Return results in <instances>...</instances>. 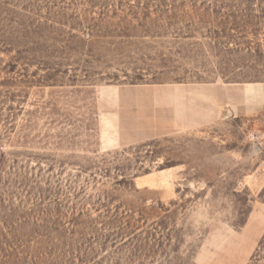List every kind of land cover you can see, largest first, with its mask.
Returning <instances> with one entry per match:
<instances>
[{
  "label": "rangeland",
  "instance_id": "obj_1",
  "mask_svg": "<svg viewBox=\"0 0 264 264\" xmlns=\"http://www.w3.org/2000/svg\"><path fill=\"white\" fill-rule=\"evenodd\" d=\"M176 83H264V0H0V264H264V109L103 138Z\"/></svg>",
  "mask_w": 264,
  "mask_h": 264
},
{
  "label": "crops",
  "instance_id": "obj_2",
  "mask_svg": "<svg viewBox=\"0 0 264 264\" xmlns=\"http://www.w3.org/2000/svg\"><path fill=\"white\" fill-rule=\"evenodd\" d=\"M103 138L112 145L197 128L264 109V83H176L114 86L105 91Z\"/></svg>",
  "mask_w": 264,
  "mask_h": 264
},
{
  "label": "trees",
  "instance_id": "obj_3",
  "mask_svg": "<svg viewBox=\"0 0 264 264\" xmlns=\"http://www.w3.org/2000/svg\"><path fill=\"white\" fill-rule=\"evenodd\" d=\"M261 243H264V238H263V240H262V242Z\"/></svg>",
  "mask_w": 264,
  "mask_h": 264
}]
</instances>
